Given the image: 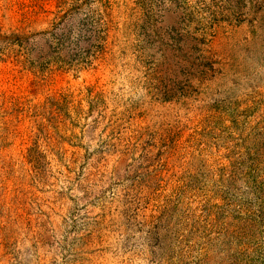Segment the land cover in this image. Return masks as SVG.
<instances>
[{
  "label": "rangeland",
  "instance_id": "374dc122",
  "mask_svg": "<svg viewBox=\"0 0 264 264\" xmlns=\"http://www.w3.org/2000/svg\"><path fill=\"white\" fill-rule=\"evenodd\" d=\"M0 264H264V0H0Z\"/></svg>",
  "mask_w": 264,
  "mask_h": 264
}]
</instances>
